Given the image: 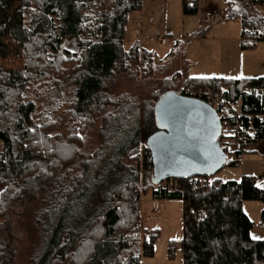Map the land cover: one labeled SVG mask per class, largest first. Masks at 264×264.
I'll return each mask as SVG.
<instances>
[{
	"label": "trees",
	"instance_id": "1",
	"mask_svg": "<svg viewBox=\"0 0 264 264\" xmlns=\"http://www.w3.org/2000/svg\"><path fill=\"white\" fill-rule=\"evenodd\" d=\"M261 1L225 0L226 19L240 20L243 50L264 41V9L257 8ZM142 6L143 0H0V264H13L17 257L10 213L31 204L39 242L30 264H140V250L152 256L157 235L141 237V187V194L182 200L183 264H264V240L250 236L253 222L242 208L248 200L264 203V187L256 185L254 176L225 182L208 176L206 190L198 177L177 179L176 191L168 189V182L154 184L147 139L159 126L152 100L139 110L143 141L135 138L119 152L128 177L75 229L97 159L96 153H82L89 152L85 135L94 118H107L109 80L132 61L142 64L145 74L154 71L152 51L137 43L123 48L129 15ZM182 12L195 14L196 2L183 0ZM65 38H76L77 53L62 46ZM183 87L180 97L187 96L186 88H209L220 107L240 102L242 113L251 109V124L244 116L240 120L254 137L247 134L237 154L264 139L259 119L264 97L257 94L264 77H188ZM65 113L62 136L57 129ZM260 218L264 223V209Z\"/></svg>",
	"mask_w": 264,
	"mask_h": 264
},
{
	"label": "rangeland",
	"instance_id": "2",
	"mask_svg": "<svg viewBox=\"0 0 264 264\" xmlns=\"http://www.w3.org/2000/svg\"><path fill=\"white\" fill-rule=\"evenodd\" d=\"M189 1L196 2L195 14L182 13V0H144L141 12L131 13L123 39V48L128 49L132 44L137 43L142 49L154 51L157 56L154 61V71L149 75L145 74L142 64L132 61L126 71L115 72L109 80L107 94L112 101L108 103L107 118H94L85 135L84 149L89 152L82 153H89V155L96 153L95 158L97 159L89 174V198L84 206L80 207L75 217V229L81 228L88 218L90 220L91 216L109 201L111 192L115 191L128 177V171L119 163L118 156L120 149L131 140L138 138L143 141L141 137L143 113L141 115L139 110L144 107V101H156L155 108L160 105L159 119L160 123L165 125L167 116L173 111L176 103L173 98L167 96L168 92L178 94L184 88L185 80L191 75L189 71L192 66L188 57L192 56L199 60L204 55V59L207 58L210 65L214 63L216 68H220L223 62L234 54L235 45L233 43L222 47V43L205 42L202 36L206 32V35L211 36L209 29L216 22L239 24V21L226 19L224 2L222 0ZM213 1L217 3L215 5H217L216 9L220 16L215 21H207L202 14L212 9L209 4ZM232 30L233 28L230 29ZM212 35L219 37L229 34L216 31ZM170 52L173 54L165 58ZM244 52V69L248 73L246 75L250 77L264 75V41H259L255 48ZM175 74L179 75L172 79ZM117 98H120L119 101H114ZM160 99H163V102ZM229 106L237 110L238 107L241 108V103L237 102ZM229 106L225 109L232 112ZM68 116L65 113L57 129V133L62 136L66 134ZM247 149L248 147L237 154L235 152L237 147L227 146V161H237V164L226 165L219 169L216 173L220 178H231L234 172L241 171L242 174L254 176L257 183L264 184V155L256 148L248 151ZM140 177L142 179V171H140ZM3 187L0 183V191ZM141 190L142 187L139 188L140 194ZM140 194L141 237L143 235L149 237L152 232L157 233L153 244V255L145 256L140 250V264H183L181 253L182 201H158L151 197L150 191ZM31 205L25 211L17 209L10 213L15 226L17 251L13 264H30L31 255L39 242V232L32 219L34 204ZM152 209H155L156 213L152 214ZM261 228L256 224L253 234H259Z\"/></svg>",
	"mask_w": 264,
	"mask_h": 264
},
{
	"label": "water",
	"instance_id": "3",
	"mask_svg": "<svg viewBox=\"0 0 264 264\" xmlns=\"http://www.w3.org/2000/svg\"><path fill=\"white\" fill-rule=\"evenodd\" d=\"M62 46L72 53L78 51L76 38H65ZM168 94L176 101L173 111L163 125L160 105L155 108L159 131L147 139L154 184L215 175L227 161L219 142L221 121L217 111L202 99Z\"/></svg>",
	"mask_w": 264,
	"mask_h": 264
},
{
	"label": "crops",
	"instance_id": "4",
	"mask_svg": "<svg viewBox=\"0 0 264 264\" xmlns=\"http://www.w3.org/2000/svg\"><path fill=\"white\" fill-rule=\"evenodd\" d=\"M222 1L225 4V0H222ZM215 4H217V3L213 1L212 3L209 4V7L212 9H216L217 5H215ZM143 7H144V0H143L142 9H143ZM181 7H182V5H181ZM257 8L259 9L258 5H257ZM142 9L140 10V12L142 11ZM208 10H210V9H208ZM130 15H129V17H130ZM215 20H217V19H215ZM232 21H239V24L238 25L237 24H229L228 22H225V21L216 22V23L212 24V26L209 29L211 36L206 35L207 32L205 33V35H202V36H203V39L205 42L222 43V47H225L226 44L233 43V45H235L234 54L229 56V58L226 59L225 62H223L222 66L220 68H216V65L214 63L212 65H210L209 60L207 58L204 59V57H205L204 55L201 56L199 58V60L194 59V57H192V56L188 57V59L191 60L190 62H191V66H192L190 71H189V72H191L190 77L196 78V76H197V77L234 78V79L250 77V75H246L248 73H246V71L244 69L245 64H244L243 57L245 55V52H244L245 50H243L240 47L241 32H242L241 23H240V20H238V19L232 20ZM141 22H142V19H141ZM231 28H233L232 31H230ZM216 31H219L220 33H226L229 35H224V36L220 35L219 37H215L212 34H215ZM236 49H240V50H238L239 52ZM153 53L155 54L154 51H153ZM155 56H156V54H155ZM168 56H171V55L168 54L165 58H167ZM163 60H165V59H163ZM192 74H195V75H192ZM257 77H264V75H260ZM168 93L178 97L177 93H174L171 91H169ZM257 94L261 97H264V88L257 90ZM229 107H230V110L232 109L231 113H238L241 110V108H239V107L237 108V110H233V108H231V106H229ZM259 119L264 122V113L259 115ZM245 129H246L245 130L246 133L248 134V137L253 138L254 137L253 129H251L250 126L245 128ZM229 145H234L235 147H237V150L235 151L237 153V151L239 150V145H237L236 143H232ZM254 148H256L257 150H260V152L264 155V139L258 141L254 145L248 146L247 151L250 149H254ZM233 162H235V165L237 164V161H233ZM229 166H232V165H229ZM217 173L214 175L213 178L219 179L223 182L230 181V180L239 181L242 178V176L245 175V174H242L241 171L240 172H234L233 177L223 179V178H220L219 174H217ZM256 185L260 188L264 187L263 183H257L256 182ZM152 198L155 200H158V201H164V200H180V201H182L181 199H167L164 197L163 198L152 197ZM242 208H243L244 213L253 222V228L250 231V236L252 238H253V236L260 237L261 240H264V223L261 221V218H260V213H261L262 209H264V203L261 201H244L242 204ZM154 213H156V210L152 209V214H154ZM148 217L150 218L151 216H148ZM256 224L262 228L259 230L260 231L259 234L255 233V235H254L253 229H254V226ZM181 242H182V239H181Z\"/></svg>",
	"mask_w": 264,
	"mask_h": 264
},
{
	"label": "built area",
	"instance_id": "5",
	"mask_svg": "<svg viewBox=\"0 0 264 264\" xmlns=\"http://www.w3.org/2000/svg\"><path fill=\"white\" fill-rule=\"evenodd\" d=\"M259 9H264V0L258 4ZM203 18L207 21H212L219 18V12L216 9H210L205 11L202 14ZM185 94L187 97H195L204 100L217 111L218 117L221 121V134H220V146L223 148H227L229 144L236 143L240 145L247 139L246 129L243 127L240 118L246 117L249 121V124L253 121L254 115L251 114V109L248 108L246 113H242L241 110L238 113H231L227 111L225 108L229 106V104L220 107L219 101L220 98L213 95L211 89L209 88H199L196 91H189L187 88L185 89ZM152 166V165H151ZM200 178L199 185L202 190L208 189L210 186V177H198ZM177 179H167L163 182H168L167 187L170 191L180 190V186L176 183Z\"/></svg>",
	"mask_w": 264,
	"mask_h": 264
},
{
	"label": "snow or ice",
	"instance_id": "6",
	"mask_svg": "<svg viewBox=\"0 0 264 264\" xmlns=\"http://www.w3.org/2000/svg\"><path fill=\"white\" fill-rule=\"evenodd\" d=\"M253 239H260V237L253 236Z\"/></svg>",
	"mask_w": 264,
	"mask_h": 264
}]
</instances>
